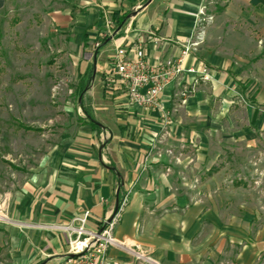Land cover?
Listing matches in <instances>:
<instances>
[{
	"label": "crops",
	"instance_id": "crops-1",
	"mask_svg": "<svg viewBox=\"0 0 264 264\" xmlns=\"http://www.w3.org/2000/svg\"><path fill=\"white\" fill-rule=\"evenodd\" d=\"M213 1L60 0L45 13L49 31L64 38L60 52L71 60L74 89L58 141L4 197L10 224L0 228V248L7 245L10 264H61L67 235L54 227L89 211L87 228L98 231L124 198L114 230L124 248L111 247L108 264H148L136 253L157 264L264 259V222L228 213L210 186L218 166L228 165L222 154L232 146L255 150L264 141V0H225L214 18L207 11ZM208 16L202 40L183 63L195 73L170 83L159 108L132 105L115 81L117 48L131 60L142 50L153 68L172 64ZM237 22L249 36L238 39L232 31L223 39L222 28ZM184 88L190 92L181 103Z\"/></svg>",
	"mask_w": 264,
	"mask_h": 264
},
{
	"label": "rangeland",
	"instance_id": "rangeland-1",
	"mask_svg": "<svg viewBox=\"0 0 264 264\" xmlns=\"http://www.w3.org/2000/svg\"><path fill=\"white\" fill-rule=\"evenodd\" d=\"M224 1L214 0L208 13H224ZM0 9V228L10 224L3 212L6 192L16 187L58 141L68 122L64 113L74 89L71 60L64 50V38L50 32L45 13L60 0H3ZM223 31L228 37H246L242 23ZM251 37V36H250ZM249 38V37H247ZM244 40L249 42V39ZM72 101V99H71ZM74 105L76 102L72 101ZM230 148V147H229ZM223 155L215 176L217 204L228 213H248L264 222V141L255 150L232 146ZM225 152V151H224ZM215 184V185H214ZM214 185V186H213ZM215 188V189H216ZM214 200V198H212ZM225 207V208H224ZM3 231L0 229V232ZM0 248V264H10L8 247ZM258 264H264V259Z\"/></svg>",
	"mask_w": 264,
	"mask_h": 264
},
{
	"label": "built area",
	"instance_id": "built-area-1",
	"mask_svg": "<svg viewBox=\"0 0 264 264\" xmlns=\"http://www.w3.org/2000/svg\"><path fill=\"white\" fill-rule=\"evenodd\" d=\"M211 20L212 17L210 16L198 20L199 31L195 38L196 40L188 42L182 51L181 57L172 64L153 68L146 62L142 50H134L135 59L131 60L123 48H117L114 58L115 81L117 76V81L125 88L128 100L132 105L149 110L159 108L160 95L170 83H173L183 73H195L194 69H183V63L190 49L202 40L206 25ZM104 22L108 28V20L105 19ZM203 79L207 80V77L204 76ZM189 92L190 90L187 88L181 91V103L186 102ZM167 118L168 114L164 110L165 124ZM126 205L127 199L124 198L114 213L103 221L98 231H92L87 228V223L90 219L89 211H84L66 225L54 227L67 235V255L61 264H108L106 258L108 250L111 247L124 248L123 243L118 242L114 238V230ZM2 217V220H4L3 215ZM134 255L138 261L157 264L140 253Z\"/></svg>",
	"mask_w": 264,
	"mask_h": 264
},
{
	"label": "trees",
	"instance_id": "trees-1",
	"mask_svg": "<svg viewBox=\"0 0 264 264\" xmlns=\"http://www.w3.org/2000/svg\"><path fill=\"white\" fill-rule=\"evenodd\" d=\"M130 1H133V0H130ZM149 0H144V5L148 2ZM3 0H0V9L3 7ZM127 17H128V14H125V15H123V16H121L119 19H117V21H116V25H115V32L117 31V30H120L121 28H122V26L125 24V22H126V19H127ZM116 34V33H115ZM106 40H108V39H105V41ZM93 128H94V130L98 133V131H99V127H98V125L96 124V123H93Z\"/></svg>",
	"mask_w": 264,
	"mask_h": 264
},
{
	"label": "water",
	"instance_id": "water-1",
	"mask_svg": "<svg viewBox=\"0 0 264 264\" xmlns=\"http://www.w3.org/2000/svg\"><path fill=\"white\" fill-rule=\"evenodd\" d=\"M151 1H152V0H149L146 4H149ZM136 12H137V11H135L134 13H132L131 16L134 17V16L136 15Z\"/></svg>",
	"mask_w": 264,
	"mask_h": 264
},
{
	"label": "bare ground",
	"instance_id": "bare-ground-1",
	"mask_svg": "<svg viewBox=\"0 0 264 264\" xmlns=\"http://www.w3.org/2000/svg\"><path fill=\"white\" fill-rule=\"evenodd\" d=\"M3 217H2V214L0 213V219H2Z\"/></svg>",
	"mask_w": 264,
	"mask_h": 264
}]
</instances>
